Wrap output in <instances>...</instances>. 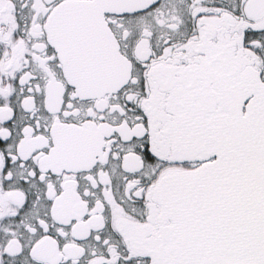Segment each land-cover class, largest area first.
I'll use <instances>...</instances> for the list:
<instances>
[{
  "label": "snow or ice",
  "instance_id": "6c2138e0",
  "mask_svg": "<svg viewBox=\"0 0 264 264\" xmlns=\"http://www.w3.org/2000/svg\"><path fill=\"white\" fill-rule=\"evenodd\" d=\"M0 264H264V0H0Z\"/></svg>",
  "mask_w": 264,
  "mask_h": 264
}]
</instances>
